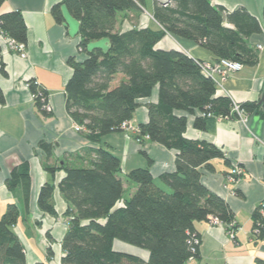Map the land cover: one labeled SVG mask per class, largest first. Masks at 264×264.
Returning a JSON list of instances; mask_svg holds the SVG:
<instances>
[{
	"label": "trees",
	"instance_id": "1",
	"mask_svg": "<svg viewBox=\"0 0 264 264\" xmlns=\"http://www.w3.org/2000/svg\"><path fill=\"white\" fill-rule=\"evenodd\" d=\"M153 1L156 25L126 31L117 30L118 15L143 13L147 0H63L52 8L58 23L64 21L63 6L80 22L79 49L87 58L83 62L69 60L73 75L65 88L67 111L82 128L80 132L94 143L110 133L124 132L122 124L133 119L140 100L150 98L158 87L159 101L147 104L149 120L138 126L136 138L148 137L177 151L176 171L161 176L171 192L156 184L149 168H138L127 176L138 188L121 208L115 207L124 194L122 162L109 148L87 149L86 153H94L87 167H47L51 180L42 186L38 206L50 215H56L55 174L66 172L59 184L68 203L65 215L69 222L62 264H187L200 259L197 222L216 221L228 231L238 227L228 203L202 182L203 171L214 172L212 160L225 158L224 152L212 143L185 137L187 115L195 116L193 125L199 130H207L217 117L237 118L231 116L233 100L217 97L216 81L203 72L206 61L155 47L170 34L208 50L214 63L231 61L254 67L259 53L248 40L262 33V24L245 9L226 12L211 0H173L167 6ZM0 32L27 43V25L20 11L0 16ZM103 39L108 40L107 49L90 48ZM34 83H29L33 94L38 90ZM4 102L0 87V104ZM35 105L44 115L51 114L39 101ZM240 107L246 116L255 114L264 120L259 101L241 103ZM207 113L213 116L201 115ZM39 148L50 156L54 145L42 141ZM7 186L20 188L28 206L31 178L27 162L12 170ZM19 216V207L13 203L0 218V264H27L24 246L14 231ZM253 221L254 232L263 240L264 204L253 213ZM116 240L149 252V258L116 251ZM256 264H264V260L257 259Z\"/></svg>",
	"mask_w": 264,
	"mask_h": 264
},
{
	"label": "crops",
	"instance_id": "2",
	"mask_svg": "<svg viewBox=\"0 0 264 264\" xmlns=\"http://www.w3.org/2000/svg\"><path fill=\"white\" fill-rule=\"evenodd\" d=\"M62 1L4 0L0 6V16L20 11L27 25L25 58L12 51L5 42L0 43V87L5 96L4 104H0V218L9 204L19 207L20 216L14 231L24 246L27 264H62L65 256L63 239L69 227L65 215L68 203L59 184L66 172L59 170L55 174L53 204L56 215H50L38 206L40 190L51 180L47 167H87L94 158L93 152H85L87 149L109 148L122 162L120 175L124 194L129 190V197L123 194L115 208L123 207L125 200L138 188L137 184L127 181L132 170L149 168L156 184L166 192H171V188L161 176L176 171L177 151L146 137L139 141L132 132H113L94 143L75 129L66 106L65 88L73 75L69 60L74 58L83 62L87 54L79 49L80 22L64 6L63 22L58 23L52 15V8ZM211 3L225 8L226 12L245 9L262 24V33L254 34L248 40L252 47L259 48L258 64L243 66L231 74L216 94L217 97L227 94L238 104L259 101L264 94V0H211ZM153 10L154 1L147 0L143 13L119 14L117 30L154 27ZM108 44V40L103 39L93 42L90 48L107 49ZM155 48L177 50L194 59L214 61L208 50L170 34ZM30 81H37L47 92L53 107L50 115H44L35 105ZM158 101L159 89L155 87L150 98L140 100L132 123L135 126L147 123V104ZM177 115L185 114L177 112ZM187 116L189 123L185 137L212 143L225 154V158L212 160L215 171L204 170L202 182L228 203L238 226L232 236L219 222H197L195 228L201 237L200 259L190 260L187 264H256L257 259L264 260V239L257 237L253 227V213L264 204V120L255 114L249 115L247 122L235 117L216 118L209 122L207 130H199L193 125L195 116ZM42 141L54 145L50 156L39 148ZM24 162L29 164L31 178L28 206L20 188L11 190L7 186L12 170ZM235 167L242 173L233 181ZM114 249L144 260L149 258V252L119 240L114 242Z\"/></svg>",
	"mask_w": 264,
	"mask_h": 264
},
{
	"label": "built area",
	"instance_id": "3",
	"mask_svg": "<svg viewBox=\"0 0 264 264\" xmlns=\"http://www.w3.org/2000/svg\"><path fill=\"white\" fill-rule=\"evenodd\" d=\"M158 3L167 6L170 3H172L173 0H156ZM1 42H5L8 47L14 51L15 53H17L19 56L25 58L27 56L26 54V45L25 43H21L18 42L14 39H11L9 37H6L3 35V33L0 32V43ZM243 66L241 64L235 63V62H231V61H222L221 63H217V62H204L202 64V68H203V72L208 75L211 76L217 84L218 90L222 89V82L225 81L231 74L237 72L238 70H240ZM37 87L38 90L36 93L33 94V99L34 102L36 103V101H39L41 104V107L44 111L48 112V113H52L53 111V107L49 102V97L48 94L45 93V91L43 89L40 88L39 84L37 81H35L34 83ZM30 87V86H29ZM225 97H229L231 98L229 95H225ZM233 108L231 111V116L234 115H239V117H244L243 120L247 121V117L246 114L243 112V110L240 107V104H238L237 102L233 101ZM202 116H208V117H212L213 115L210 113L206 114H201ZM219 119H221V117H217ZM75 128L77 131H81V127L78 126L77 124H75ZM122 129L125 131H131L134 132L135 135L140 133L139 127L135 126L132 121L129 122H125L122 124ZM148 138V137H146ZM242 173L241 169L239 167H235L232 171V175H234L232 177V180L235 181L236 177L235 176H239ZM216 222V221H215ZM258 232V231H257ZM256 232V233H257ZM231 235L233 236L234 234V230L230 231ZM196 243H199V240L197 239Z\"/></svg>",
	"mask_w": 264,
	"mask_h": 264
},
{
	"label": "rangeland",
	"instance_id": "4",
	"mask_svg": "<svg viewBox=\"0 0 264 264\" xmlns=\"http://www.w3.org/2000/svg\"><path fill=\"white\" fill-rule=\"evenodd\" d=\"M98 46H99V45H98ZM257 48H258V47H257ZM260 48H261V47H260ZM258 49H259V48H258ZM206 62H207V61H206ZM237 118H238V119H240V120H241V121H243V122H247V121L243 120V118H244V117L242 118V117H239V115H238V117H237ZM75 129H76V128H75ZM127 132H129V133H130L131 131H127ZM132 133H134V132H132ZM134 134H135V133H134ZM127 181H129L130 183H134V182H133V181H131V180H127ZM128 192H129V190L125 192L124 196H127V197H129V193H128Z\"/></svg>",
	"mask_w": 264,
	"mask_h": 264
},
{
	"label": "water",
	"instance_id": "5",
	"mask_svg": "<svg viewBox=\"0 0 264 264\" xmlns=\"http://www.w3.org/2000/svg\"><path fill=\"white\" fill-rule=\"evenodd\" d=\"M224 19L226 20V13H224ZM259 104L264 107V94L261 97V99L259 100Z\"/></svg>",
	"mask_w": 264,
	"mask_h": 264
}]
</instances>
